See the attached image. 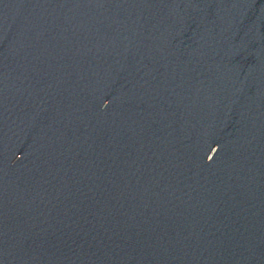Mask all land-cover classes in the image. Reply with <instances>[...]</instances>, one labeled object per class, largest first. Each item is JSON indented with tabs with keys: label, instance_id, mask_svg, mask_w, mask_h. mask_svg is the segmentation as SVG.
<instances>
[{
	"label": "water",
	"instance_id": "water-1",
	"mask_svg": "<svg viewBox=\"0 0 264 264\" xmlns=\"http://www.w3.org/2000/svg\"><path fill=\"white\" fill-rule=\"evenodd\" d=\"M0 264H264V0H0Z\"/></svg>",
	"mask_w": 264,
	"mask_h": 264
}]
</instances>
